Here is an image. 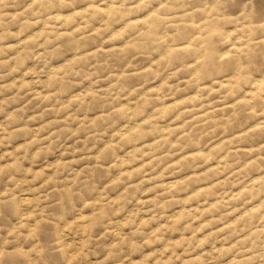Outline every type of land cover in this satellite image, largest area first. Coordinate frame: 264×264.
Wrapping results in <instances>:
<instances>
[{
    "label": "rangeland",
    "instance_id": "rangeland-1",
    "mask_svg": "<svg viewBox=\"0 0 264 264\" xmlns=\"http://www.w3.org/2000/svg\"><path fill=\"white\" fill-rule=\"evenodd\" d=\"M0 264H264V0H0Z\"/></svg>",
    "mask_w": 264,
    "mask_h": 264
}]
</instances>
